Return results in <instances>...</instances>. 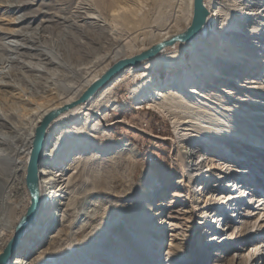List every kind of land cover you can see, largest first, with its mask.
Returning <instances> with one entry per match:
<instances>
[{
    "label": "bare ground",
    "instance_id": "6f19581e",
    "mask_svg": "<svg viewBox=\"0 0 264 264\" xmlns=\"http://www.w3.org/2000/svg\"><path fill=\"white\" fill-rule=\"evenodd\" d=\"M33 3L0 0V13H12L0 25V85L21 83L23 96L43 98L31 108L0 93V264H264V0H50L51 12L16 13ZM39 14L67 23L52 48L23 25ZM189 29L192 39L70 106L119 60ZM19 39L37 45L25 49ZM127 81L139 108L172 123L175 138L161 139L177 149L181 178L96 183L100 171L138 155L128 141L90 144L123 123L100 111ZM65 106L46 128L32 191L37 128Z\"/></svg>",
    "mask_w": 264,
    "mask_h": 264
},
{
    "label": "rangeland",
    "instance_id": "374dc122",
    "mask_svg": "<svg viewBox=\"0 0 264 264\" xmlns=\"http://www.w3.org/2000/svg\"><path fill=\"white\" fill-rule=\"evenodd\" d=\"M31 1H33L34 3L25 6L19 11L16 10V13L19 15H23L24 13L32 9L38 11L39 10H43V11L45 10L50 12L53 11V9H50L51 7L46 4L47 2H50V0H31ZM2 12L3 11H1L0 13L1 14L0 25L3 27V29H6L8 27L7 22H5L7 20V14H12V13H3L2 15ZM46 19L48 18L45 17L44 14H39V16L35 20L28 21V23L26 22L23 25L32 26V28L28 30L29 33H36V32L41 33V34L36 33L31 35L29 34V36H33L32 38H35L34 36L38 35L39 39L38 37H36V41H38V44L42 45L43 48H45V46H49L50 48H52L54 44L53 40H51L52 36H56L55 34H57L59 30L64 29L67 23L63 22L61 19H59L58 21H50V22L42 21ZM1 22L4 23L2 24ZM21 26H18L17 28L19 29L21 28ZM19 42L25 46V49H27V46L34 48L37 45L36 42L26 41L25 39H19ZM30 51L32 53L36 52L35 49H30ZM47 66H52V65H47ZM168 70L169 69L162 67L160 69L161 72L160 78L167 77L169 75ZM133 85L134 83L132 81H127L121 84L117 88L113 96L111 97L112 99H114L115 103L110 104L108 108H104L102 109V111H100L101 115H106L109 121H116L118 119L123 121V123H117L112 126V129L110 131L113 137L108 139L105 138L99 139L100 137L102 138V136L99 135L100 137L97 138L96 140L91 139L92 142L90 144L91 145L93 144L92 148H96L98 146H103V145H107V146L111 144L118 145L128 141L132 143L134 147L137 149L138 155L135 158V160L131 161L130 165L128 166L122 165L120 169L117 171L110 170L106 172L107 173L106 175L103 171H100V173L96 175V183L98 185L102 184L103 186H105L113 182L116 184L120 183V187L122 186L133 187L139 181L144 180L145 175L148 173H152L153 175L158 177L162 173H167L170 175L173 173L175 175L176 180L181 178V175L177 174L179 169L173 163V157L177 154V149L173 147L171 143L165 142L164 140L161 139L164 136L175 138V133L172 127V123L170 122L169 118L160 111L149 109L147 107L139 108L137 99L130 95V90L132 89ZM25 90L26 88L22 86L21 83H19V88L13 86L9 87L5 85H0V93H2V95H7L8 98L10 97L8 100L10 101L13 100L12 102L16 101L21 106L25 105L26 107L28 106L31 108H35L36 106L40 107L41 104L43 103V98L42 97L29 98L28 95L23 96L22 94L24 93ZM2 99L4 100V98H0V106L2 105L1 101L3 102ZM148 111H150V114L148 113ZM154 119H158L159 121V128H157L158 129L157 132L161 134H158L157 132L154 133V131L152 130L153 127L152 123L154 122ZM89 124L92 125L94 124V122H90ZM262 133L263 135L260 134L259 137H261L264 141V131H262ZM222 146L223 147L221 148V150H223L224 148L225 149L228 148L227 150L233 152V150L237 149L231 146H225V144H222ZM51 147L52 146L50 145L44 148V151H46L48 154L51 153L49 152V149H51ZM92 148H88L89 152L91 151ZM260 174L261 175L259 176L263 178L264 171H261ZM116 218L117 216L113 219L111 224H114L116 222ZM182 220L180 221V224L183 223ZM171 239L172 236L170 235L168 236V238L166 237L164 241L169 242ZM252 243L253 242H251L250 244ZM227 264H233V263L229 262Z\"/></svg>",
    "mask_w": 264,
    "mask_h": 264
},
{
    "label": "water",
    "instance_id": "95a60500",
    "mask_svg": "<svg viewBox=\"0 0 264 264\" xmlns=\"http://www.w3.org/2000/svg\"><path fill=\"white\" fill-rule=\"evenodd\" d=\"M197 2V0H196ZM195 31L192 29L187 30L183 34L176 35L164 42H161L157 45H154L150 49L143 51L140 54H137L133 57H127L119 60L116 62L112 67L108 69V71L97 81H95L92 85L89 86V88L83 93V95L80 97L78 101L73 103L70 106H73L75 104L85 102L92 94H94L100 87L105 86L111 79H113L115 76L119 75L122 73L124 70L131 66H135L142 62L143 60L149 59L154 57L159 53V51L165 47V46H170L173 45L174 43L178 41H188L192 39L195 35ZM69 106L62 107L56 111H53L46 115L44 120L42 121L41 125L37 128L36 131V137L34 141V148L33 152L31 155L30 159V164H29V170H28V175H27V180L29 183L30 188L32 191H35V189L32 186V178L35 176V172L37 171V163L38 160L41 157V152L43 150V141H44V136H45V131L46 128L49 124V122L59 113L65 111Z\"/></svg>",
    "mask_w": 264,
    "mask_h": 264
},
{
    "label": "trees",
    "instance_id": "16d2710c",
    "mask_svg": "<svg viewBox=\"0 0 264 264\" xmlns=\"http://www.w3.org/2000/svg\"><path fill=\"white\" fill-rule=\"evenodd\" d=\"M148 113L150 114V111H148ZM152 125H153L152 130L154 131V133H156L157 130H158L157 128H159V121H158V119H154V122L152 123ZM158 134H161V133H158Z\"/></svg>",
    "mask_w": 264,
    "mask_h": 264
}]
</instances>
